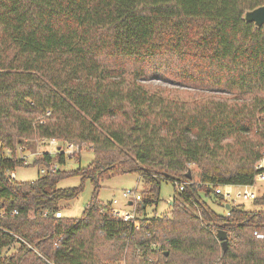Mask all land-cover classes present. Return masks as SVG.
<instances>
[{
	"label": "trees",
	"instance_id": "16d2710c",
	"mask_svg": "<svg viewBox=\"0 0 264 264\" xmlns=\"http://www.w3.org/2000/svg\"><path fill=\"white\" fill-rule=\"evenodd\" d=\"M263 2L0 0V139L12 155L0 158V264H264V193L244 208L215 192L264 172V25L242 18ZM40 138L93 157L52 169L65 154L43 152L42 175L11 179L18 146ZM130 172L138 226L97 199L100 180ZM74 174L79 185L57 186ZM85 179L80 215L56 217ZM162 180L185 184L168 213L147 215Z\"/></svg>",
	"mask_w": 264,
	"mask_h": 264
},
{
	"label": "rangeland",
	"instance_id": "374dc122",
	"mask_svg": "<svg viewBox=\"0 0 264 264\" xmlns=\"http://www.w3.org/2000/svg\"><path fill=\"white\" fill-rule=\"evenodd\" d=\"M152 83L165 84L168 85V82H164L160 79H153ZM26 141V139H24ZM30 144V145H29ZM19 148V146H18ZM67 150L66 143L57 140V139H46V141H41V139H32L28 142V147L22 146V149L19 150V154L27 156L28 164L17 165L14 168L15 178L17 180H33L36 179L38 175H42L47 170V165L41 161L35 159L40 158L41 153L50 152L51 154L56 153L57 151ZM79 157H74L66 154V159L63 164H57L55 161H52L50 164H57V167L60 169H76L78 166H86L92 159V151L86 146H79ZM35 161V162H34ZM44 169V171H41ZM81 182L80 176L77 174L67 176L60 179L57 182V186L64 187H73L79 185ZM142 187V182L137 175V173H120L112 175L108 178L100 180L99 187L97 191V199L102 203H111L112 208L121 213L125 210H129L131 207L126 204V199L122 196L123 190L135 189L134 193H139ZM177 188V183L175 185L167 180H162L160 185L159 200L155 205H149L145 208L147 215L156 213L160 215L162 213H168L169 205L171 204V198ZM242 189V186L236 184H226L222 185L221 189L224 191H230L232 194L236 189ZM249 190L254 192L256 196H259L264 193V175L263 178L255 177V182L252 185H248ZM94 191V186L89 179H85L82 184V189L78 194L68 200L60 201V208L63 216H78L84 209L87 202L90 200L91 195ZM204 201L216 212L224 214L226 211L225 206L219 198H214L212 196L206 197L202 194ZM229 200L230 203H240L244 208H251L252 199H243L241 197H234ZM115 200V202H113ZM9 251H12L10 248Z\"/></svg>",
	"mask_w": 264,
	"mask_h": 264
},
{
	"label": "built area",
	"instance_id": "2783aa9c",
	"mask_svg": "<svg viewBox=\"0 0 264 264\" xmlns=\"http://www.w3.org/2000/svg\"><path fill=\"white\" fill-rule=\"evenodd\" d=\"M45 114H49V110H47L45 112ZM41 141H46L45 138H40ZM67 145V150H62L63 153L68 154V155H74L75 153L79 152V146L77 144H73V143H66ZM22 149V146H19L18 148V152H17V158H20L22 160L23 165L24 164H28V159L26 155L23 154H19V150ZM1 157H12L11 155V149L8 146L3 147L2 143H1V139H0V158ZM57 164H53L51 166V168H56ZM254 168L257 170H262L264 169V148L262 150L261 156L259 157V159L255 162ZM6 173L9 175V177L11 179H16L15 178V172H14V168L13 169H6L5 170ZM41 171H44V169H41ZM264 172H258L255 177H259V178H263ZM183 184H185V181H181V183H177V188L178 190H182L183 189ZM238 186H242L243 188L240 190L239 188L236 189V191L232 194L230 191H224L221 189L222 185H218L215 188V192L222 195L224 201H229V200H234L232 199V196L234 197H241L243 199H253L256 195L254 194V192H252L251 190H249L247 187L248 185H238ZM135 191L130 190H123L122 196L127 200L126 204L129 205L131 208L129 210H125L124 212H120L115 210L114 208H112V213L116 214V215H120L124 220H131L132 222H134L135 226H138V222L135 218V206L134 204H132V201L134 200H138L139 197V193H134ZM128 201H131V204H128ZM113 202H115V200H113ZM13 213H16V210L12 211ZM54 215L56 217H61L62 213L61 211L58 209L54 212ZM257 237H262L261 233H256ZM123 264V263H122Z\"/></svg>",
	"mask_w": 264,
	"mask_h": 264
},
{
	"label": "water",
	"instance_id": "95a60500",
	"mask_svg": "<svg viewBox=\"0 0 264 264\" xmlns=\"http://www.w3.org/2000/svg\"><path fill=\"white\" fill-rule=\"evenodd\" d=\"M242 18L247 22H253V24L256 27H260L261 25H264V2L260 5H257L251 9H247L244 11ZM187 177H190V170L188 169L186 173ZM128 204H131V201H128ZM229 205L226 204L225 208H228ZM216 236L220 241V245L222 248V251H224L227 247V240H226V231L223 229H217Z\"/></svg>",
	"mask_w": 264,
	"mask_h": 264
}]
</instances>
